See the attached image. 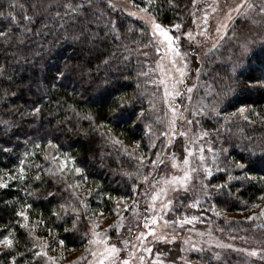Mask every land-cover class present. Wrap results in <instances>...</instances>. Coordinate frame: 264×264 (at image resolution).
<instances>
[{"label":"trees","instance_id":"trees-1","mask_svg":"<svg viewBox=\"0 0 264 264\" xmlns=\"http://www.w3.org/2000/svg\"><path fill=\"white\" fill-rule=\"evenodd\" d=\"M192 2L145 6L161 24L173 25ZM101 4L66 0L45 11L40 0H0V183L6 185L0 238L10 234L14 246L4 253H20L17 264H42L32 258L31 233L45 237L49 229L64 247L84 244L91 209L109 210L116 199L141 192L151 160L161 154L160 140L153 145L148 134L149 29L120 10L112 25L89 7ZM216 72L218 78H207L214 90L210 127L219 141L218 171L208 179L211 202L227 213L255 210L251 220L220 214L212 222L224 236L254 237L264 229L256 211L264 193V44L249 55L233 53ZM47 144L81 171L48 165ZM250 160L257 162L247 172L235 166ZM71 179L87 182L86 196Z\"/></svg>","mask_w":264,"mask_h":264},{"label":"rangeland","instance_id":"rangeland-1","mask_svg":"<svg viewBox=\"0 0 264 264\" xmlns=\"http://www.w3.org/2000/svg\"><path fill=\"white\" fill-rule=\"evenodd\" d=\"M65 1L40 0V6L48 11ZM97 1L102 6L89 7L112 25L116 24L113 13L120 10L149 29L151 37L144 51L153 128L148 134L153 145L160 140L161 154L155 153L151 160L141 192L116 199L109 210L91 209L84 244L64 247L52 241L55 235L49 229L45 237L30 232L32 258L42 264H122L124 260L128 264H264L263 228L254 237L237 238L224 236L212 222L220 214L246 219L255 209L227 213L211 202L213 187L208 179L218 171L214 155L219 141L210 125L215 116L214 90L207 79L211 74L218 78L216 69L227 65L233 53L249 55L264 44V0H192L186 18L173 25L161 24L149 12L146 6L154 0ZM153 23L179 40L169 42ZM45 155L48 165L56 164L75 175L70 159L56 153L52 145L45 146ZM185 171L189 173L186 183L179 187L171 183ZM70 184L81 197L86 196V181L71 179ZM259 202L256 211L264 207V193ZM112 246L117 249L114 253ZM5 251L0 245V264H10ZM253 251L256 255H251Z\"/></svg>","mask_w":264,"mask_h":264},{"label":"snow or ice","instance_id":"snow-or-ice-1","mask_svg":"<svg viewBox=\"0 0 264 264\" xmlns=\"http://www.w3.org/2000/svg\"><path fill=\"white\" fill-rule=\"evenodd\" d=\"M249 7H251V5H249ZM239 9H240V5H237V6H236V10L239 11ZM229 11L231 12L232 9H229ZM12 19H15V17H12ZM229 19H231L230 16H229ZM174 27L179 28V25H175ZM153 28H154L155 30H159V31H160V34L163 35L166 39H168L169 42H171L173 39L179 40V37H172V36H169L168 33H167V31L163 30V29H162V26L159 25V24H157V23H153ZM2 34H3V33H0V35H2ZM153 34H155V32H154ZM189 38H191V37L189 36ZM157 51H159V49H157ZM176 55H179V52H178V51H177ZM181 74H182V73H181ZM61 78H63V75H62V74H61ZM189 91H190V89H189ZM176 95H179V92H177ZM34 111H36V109H34ZM239 112L243 113V112H244V108H240V109H239ZM50 143H51V141H50ZM158 155H159V154H158ZM201 159H203V157H201ZM161 162H162V161H161ZM256 162H257L256 160H250L248 164H245V163H243V162H237L235 166H236L237 168H239V169H241V170L247 172L248 168L251 167V165L254 164V163H256ZM155 163H156V161H153V164H154V165H155ZM183 163H184L185 165H187V164L189 163L187 157H185ZM62 167H63V165H62ZM23 171H24V169L21 168V169H20L21 174H23ZM75 171H76L77 173H79V172L81 171V169H80V168H76ZM188 178H189V173H188V171H185L183 177H174L173 180L171 181V183H174V184L177 185V187H179L181 184L186 183L187 180H188ZM37 179H39V177H37ZM165 183L167 184V183H169V182H168V181H165ZM0 187H6V185L0 183ZM133 191H135V187L133 188ZM163 191H164V190L161 189V190H160V194H162ZM50 195H52V194H50ZM156 198H157V196H156V195H153V200H155ZM121 199L123 200V199H125V197H121ZM168 203L171 204V201H169ZM25 207H28V205H25ZM163 207H167V205H163ZM17 215H19V216H21V217H25V216H26V213H25V212H18ZM100 215H102V213H100ZM260 215H261V216H264V209H261ZM253 218H254L253 216L248 217V219H250V220L253 219ZM148 227H149V224H148V223H145V228H148ZM141 235H143V233H142ZM156 238H157V239H164L163 236H158V237H156ZM59 243H60L61 245H63V244H64V241H63V240H60ZM0 245H3L4 248H6V249H13L14 241L10 238V234H9V235H4L3 238L0 239ZM116 251H117V249L115 248V246H112V247H111V252L114 253V252H116ZM145 251H151V250H150V249H145ZM40 254H41V253H36V255H40ZM18 255H21V254H20V253H17V255L14 256V255L11 254V252L8 253V257H9V260H10V264H17V256H18ZM251 255H256V252L253 251V252L251 253ZM141 259H143V257H141ZM101 264H103V261H101ZM122 264H128V261H127V260H124V261L122 262Z\"/></svg>","mask_w":264,"mask_h":264}]
</instances>
